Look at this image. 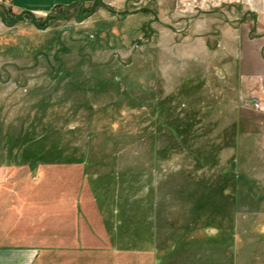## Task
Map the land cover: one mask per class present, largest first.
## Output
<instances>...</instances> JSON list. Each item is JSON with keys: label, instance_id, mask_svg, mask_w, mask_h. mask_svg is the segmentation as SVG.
Segmentation results:
<instances>
[{"label": "rangeland", "instance_id": "rangeland-1", "mask_svg": "<svg viewBox=\"0 0 264 264\" xmlns=\"http://www.w3.org/2000/svg\"><path fill=\"white\" fill-rule=\"evenodd\" d=\"M261 46L264 0H0V195L76 264H264Z\"/></svg>", "mask_w": 264, "mask_h": 264}, {"label": "crops", "instance_id": "crops-1", "mask_svg": "<svg viewBox=\"0 0 264 264\" xmlns=\"http://www.w3.org/2000/svg\"><path fill=\"white\" fill-rule=\"evenodd\" d=\"M2 1L15 12L43 15L56 8L95 2L105 3L110 0ZM260 49L257 57L262 63L263 74L260 77L262 87L261 91L253 96L259 97L264 103V46ZM42 185L46 187L45 183ZM47 200L46 195H40V191L36 195L29 193L15 196L0 195V264H72V262L76 264V254L79 253L77 231L72 232L71 227L47 229L42 225L47 215ZM49 208H53V211L56 209L52 205H49ZM58 211H54V216L62 217L61 214H57ZM64 240L63 244L61 241Z\"/></svg>", "mask_w": 264, "mask_h": 264}, {"label": "built area", "instance_id": "built-area-1", "mask_svg": "<svg viewBox=\"0 0 264 264\" xmlns=\"http://www.w3.org/2000/svg\"><path fill=\"white\" fill-rule=\"evenodd\" d=\"M261 105H262L261 102L258 100H253V102H252V106H253L254 110L264 112V106H261Z\"/></svg>", "mask_w": 264, "mask_h": 264}, {"label": "trees", "instance_id": "trees-1", "mask_svg": "<svg viewBox=\"0 0 264 264\" xmlns=\"http://www.w3.org/2000/svg\"><path fill=\"white\" fill-rule=\"evenodd\" d=\"M71 7V6H70ZM55 10V9H54Z\"/></svg>", "mask_w": 264, "mask_h": 264}]
</instances>
